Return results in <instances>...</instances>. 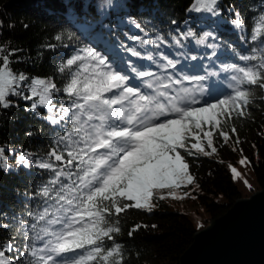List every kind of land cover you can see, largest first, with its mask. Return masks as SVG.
<instances>
[{"label":"trees","instance_id":"obj_1","mask_svg":"<svg viewBox=\"0 0 264 264\" xmlns=\"http://www.w3.org/2000/svg\"><path fill=\"white\" fill-rule=\"evenodd\" d=\"M216 8L220 15L208 12L197 0H0V52L9 56L13 74L27 77L17 84V89L25 96L31 95L35 79L57 86L51 90L48 108L38 106L36 111H26L33 102H39V96L26 100L10 95L12 106L0 109V148L10 165L7 172L0 170V213L6 214L0 216V223L9 225L7 231L0 229V245L13 246L14 251L6 253L13 264H34L32 251L52 238L44 230L52 232L62 227L49 221L71 215L65 212L72 207L67 199L80 194L79 148L84 145L76 142L83 133L77 134L73 127L78 112L72 106L74 97L70 98L63 89L78 70L77 65L66 66L67 60L78 53L83 55L85 48L97 49L113 63L119 61L121 67L130 61L138 70L155 68L167 57L181 63L185 72L194 71L206 81H218L220 94L216 98L229 95L237 87L248 91L249 103H241L239 113L233 109L218 117L220 129L204 126L205 131H213L216 153L204 156L195 154L193 149L194 155L189 156L180 150L194 182L179 188L187 194L196 192L199 207L210 218L224 215L237 199L245 197L237 179L245 178L246 165L250 171L246 176L256 180L250 193L264 189V88L260 86L264 84V28L259 22L264 15V0H218ZM236 13L243 28L231 23L237 18ZM258 28L261 34L253 40ZM200 40L204 42L199 43ZM130 49L140 56L131 55ZM240 56L250 59L241 60ZM232 64L237 68L232 69ZM61 68L65 70L61 72ZM239 68L258 73L257 83L248 84ZM233 76L245 82L238 85L231 79ZM35 87L38 91L43 88ZM48 116L57 123L47 120ZM85 119L81 117V121ZM79 126L77 122L76 127ZM233 128L236 132H232ZM220 131L229 134L227 143ZM192 142L190 138L186 144L190 146ZM201 142L205 151H210L206 137L202 136ZM53 151L62 155V161L55 160ZM69 151L75 159L67 155ZM20 156L27 157L28 167L19 163ZM244 156L248 162L241 165ZM37 163H50L53 167L40 169ZM232 167L240 177L232 176ZM45 187L49 189L47 197L43 195ZM157 190L152 211L133 208L121 213V231L112 234L121 246L120 253L103 264H111L112 260H122V264H180L199 229L190 213L171 208ZM61 196L65 199L60 200ZM41 215L44 219L39 218ZM105 215L116 219L115 215ZM135 225L142 227L129 236ZM37 234L43 239H36ZM104 243L105 251L113 245L107 238Z\"/></svg>","mask_w":264,"mask_h":264},{"label":"snow or ice","instance_id":"obj_2","mask_svg":"<svg viewBox=\"0 0 264 264\" xmlns=\"http://www.w3.org/2000/svg\"><path fill=\"white\" fill-rule=\"evenodd\" d=\"M197 2L213 15L221 14L216 8L218 0ZM235 15L237 18L231 23L237 28H243L239 13ZM259 22L264 28V15L260 16ZM135 26L140 27L139 24ZM260 34L261 29H256V35L252 39L256 40ZM188 35L192 33L189 32ZM56 39L59 40L60 37L57 36ZM82 51L83 55L78 53L67 60L66 66L77 65L78 70L72 74L70 82L63 89L70 98L74 97L72 106L78 112L73 127L77 134L83 133L76 142L78 145L82 141L84 145L79 148L82 154L78 165L82 169V175L78 176L80 194L67 199V204L72 207L65 209V212L71 215L49 221L51 224L60 223L62 227L58 231L44 230L45 235L52 238L48 239L42 248L32 251L34 264H93L97 260L103 264L114 254H119L121 246L115 243V236L112 234L121 231L119 227L121 213L133 208L150 212L153 209L154 190L175 189L181 185L193 184L194 177L189 172V163L180 150H184L189 156L194 155L193 149L195 154L204 156L216 153L213 131H205L204 126L220 129L221 121L218 117L229 114L233 109L239 113L240 104L249 103L246 99L248 91L240 90L239 87L233 89L227 96L203 100L201 103L196 93L198 91L202 93L203 89L180 88L176 90L175 95L160 91V87L180 85V79L170 78L167 85L155 86L154 82H146L134 86L129 83L131 79L151 77L154 74L132 67L130 61L124 62L125 67H121L119 61L113 63L107 55L95 48H85ZM129 51L133 56H140V53L133 49ZM165 59L167 60L165 67H176L177 62L167 57ZM240 59L248 60L250 57L240 56ZM230 67L237 68L235 64ZM64 70L60 69L61 72ZM238 71L243 73V78H246L248 84L257 83L258 73L252 69L246 71L239 68ZM243 78L231 77L238 85L245 82ZM182 79L202 81L205 77L184 75ZM26 80L27 77L23 74L19 76L13 74L10 70L9 56L0 52V109L12 106L8 100L10 95L20 96L26 100L39 96V102H33L26 111H36L38 106L48 108L51 105V90L56 89V84L46 82L45 79H35L32 81L34 86L31 88V95L25 96L16 86L20 81ZM35 86L43 88L38 91ZM260 86L264 88V84ZM142 87L153 90L154 94L142 91ZM106 93H111V96H106ZM82 116L86 117L83 121ZM46 119L53 124L57 123L52 116ZM92 121L96 122L90 123ZM77 122L80 123L79 127H76ZM232 132H236V129L233 128ZM28 135L32 133L29 132ZM219 135L227 143L229 134L220 131ZM202 136L206 137L210 151H205V146L201 142ZM190 138L194 142L188 146L186 141ZM52 154L56 161H62V155L55 154L54 151ZM67 155L72 159L76 158L72 151ZM72 159L68 160L69 165ZM247 162V158L240 160L241 165ZM19 163L25 167L29 166L26 156H20ZM36 166L40 169L53 167L50 163H37ZM9 168L4 149L0 148V170L7 172ZM231 174L234 178L240 177L235 167L231 168ZM43 195L45 197L49 195L47 187L44 188ZM64 199L63 196L60 197V200ZM74 200L77 201L75 205ZM105 214H108V217L115 215L116 219L110 220ZM3 215L6 214L0 213V216ZM39 218L44 219V216L41 215ZM140 227L142 226L135 225L130 229L129 236ZM8 228V224L0 223V229L7 231ZM105 238L113 241V245L109 246L107 251ZM36 239L43 237L37 234ZM13 251L11 244L0 245V264H13L12 257L6 256V253ZM69 253L72 255H68ZM111 264H122V260H112Z\"/></svg>","mask_w":264,"mask_h":264},{"label":"water","instance_id":"obj_3","mask_svg":"<svg viewBox=\"0 0 264 264\" xmlns=\"http://www.w3.org/2000/svg\"><path fill=\"white\" fill-rule=\"evenodd\" d=\"M206 220L180 264H264V189Z\"/></svg>","mask_w":264,"mask_h":264},{"label":"rangeland","instance_id":"obj_4","mask_svg":"<svg viewBox=\"0 0 264 264\" xmlns=\"http://www.w3.org/2000/svg\"><path fill=\"white\" fill-rule=\"evenodd\" d=\"M167 64V61L164 63V61H161L158 63L159 67H161V72H163L164 76H157L158 75V71L152 72L154 75L151 77H147V79H141V83L144 84L146 82H154L155 86H159V83L161 81H165V80H170V76L168 75V73L166 72V70L168 69L167 67H165V65ZM174 73H178L182 76L187 75L186 73L182 72V71H175ZM139 82V83H140ZM201 81H197L195 82L196 84H198ZM169 84V82L167 83ZM200 88L203 89V87L201 86V84L199 83ZM176 90L177 88H175L172 84V86L170 88H164V87H160V91L162 92H167L170 93V90ZM153 91V90H151ZM154 94V91H153ZM205 94H208L205 91ZM8 100H11L10 98ZM247 158L246 156H244L242 159ZM241 159V160H242ZM247 172H245V178H241L240 180L237 179L238 184L241 186V189L245 195L244 198H248L251 197L253 195L252 189L256 187V180L255 177H251L250 176H246V173H249L248 170V165L245 166ZM244 173V172H243ZM245 180L247 181V184H245ZM166 200V202L169 204V206L175 210L178 211H183V212H188L191 214L192 219L194 220L197 228L199 229L198 231L206 228L207 226H209L208 224L210 223V221H207L206 219L210 218L209 213L205 210H203V208L201 209L199 206V204L197 203L196 199H197V194L196 192H192L190 194H187L184 190H182L181 188H175V189H158L157 190ZM258 191V190H256ZM255 191V192H256ZM254 192V193H255ZM170 193H174L170 194ZM249 194V195H248ZM156 205H158V203L155 202ZM204 222H207L206 226L202 229L201 226Z\"/></svg>","mask_w":264,"mask_h":264}]
</instances>
